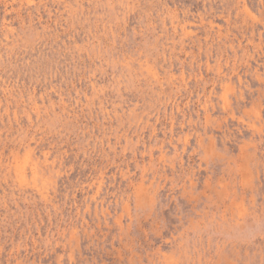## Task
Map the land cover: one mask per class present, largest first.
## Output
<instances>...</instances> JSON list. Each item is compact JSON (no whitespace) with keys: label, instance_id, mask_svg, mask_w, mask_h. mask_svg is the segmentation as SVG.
Masks as SVG:
<instances>
[{"label":"rangeland","instance_id":"obj_1","mask_svg":"<svg viewBox=\"0 0 264 264\" xmlns=\"http://www.w3.org/2000/svg\"><path fill=\"white\" fill-rule=\"evenodd\" d=\"M0 264H264V0H0Z\"/></svg>","mask_w":264,"mask_h":264}]
</instances>
